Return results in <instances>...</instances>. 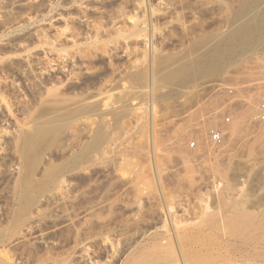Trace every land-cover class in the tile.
I'll use <instances>...</instances> for the list:
<instances>
[{
  "label": "rangeland",
  "instance_id": "1",
  "mask_svg": "<svg viewBox=\"0 0 264 264\" xmlns=\"http://www.w3.org/2000/svg\"><path fill=\"white\" fill-rule=\"evenodd\" d=\"M141 1L0 0V87L5 97V101L0 102V133L3 134L1 130H4V136L0 135V232L2 229L6 231H2L4 241L0 243V254L12 257V264H39L42 260L45 262L40 264H54L58 253L63 251L60 254L63 257L80 250L79 254L72 255L74 259L70 256L72 261H78L75 262L77 264H88L89 261L87 257L84 261L78 257L85 246L77 249L73 247V233L69 230V233L66 232L67 229L62 227L64 224L61 227L59 225V229H56L57 226L52 227L53 224L55 226L56 223L64 222L62 218L63 222L54 219L58 214L59 204L62 203L61 196L58 190L48 187V178H42L48 177L47 174L72 153L69 149H63L66 135H69L68 130H55L56 136L52 131L53 138L50 135L46 141L51 147L47 143H41L37 154L34 153L36 157L33 155L35 161L32 160L33 156L23 159L20 148H15L14 145L20 131L26 132L29 126L33 127L37 123L39 126L48 121L50 115L51 118L55 116L52 115L53 110L50 109L49 112V109L38 104L39 94L33 93L28 87L24 76L29 68L32 70L30 73L34 72L38 76L42 74L44 78L54 77L56 89L59 88L66 97H73L75 91L81 93L87 88L93 94L94 100L100 102L92 119L93 132L83 133L84 137L86 134V139L83 137L84 142L91 140L97 135L96 132H101L102 135L100 148L97 147L98 150L92 154L95 164L91 168V177L88 175V178L94 180L91 182L93 190L89 191L90 188H87L89 193L86 192L85 197L90 194L89 199L83 197L77 200L82 201L79 204L83 207L85 203L95 202L100 197L107 201L103 206L114 202L111 209L104 208L106 215L103 211L104 218L101 221L106 220V232L105 228H100L99 231L98 223L94 221L96 234L87 237L90 239L85 242L90 246L89 254L91 252L94 257L98 255L94 260L100 264H120L130 253L135 254L130 258L131 264H156L155 255L148 256L149 248L144 249L141 245L138 247V244L142 242L143 233L167 224L170 228L168 226L166 232H163L164 237L160 241L162 247L158 245L157 251H170L175 248L173 246H177L175 250H179V244L176 243L178 241L175 239V234L178 233L185 238L182 241L183 250L194 251L199 259L208 256L205 249H221L224 255L221 262L223 264H264V123L256 120L258 106L264 100V40L261 33H256L250 42L237 41L230 44L227 41L238 25L257 15L264 7V0ZM129 17L142 19L140 22L146 31V38L119 39L111 44L100 42L96 48H89V41L94 37L92 32L89 38L90 27H102L101 36L105 41L107 37L104 31L111 30L113 22L123 23ZM75 31L83 33L79 44L87 43L80 47L91 49L92 58L87 61L89 70L81 67L82 61L76 60L73 63V59L67 55L75 54V49L79 50V47L73 45L71 38ZM86 39H89L88 42ZM229 44L237 55L224 64L220 72L199 75L194 71L197 61L210 54L217 45ZM71 47H74V51ZM67 60L71 64L77 63L76 67L81 68H76L78 74L70 80L66 78L68 72L63 71ZM10 68L12 70L9 71ZM140 75L145 80H137ZM227 88L234 90L233 98L225 92L224 89ZM20 102H26L29 107H23ZM228 102L231 104L232 122L227 126L224 146L214 151L202 144L199 150L190 149L191 139L202 142L204 138V134L198 132V124H202L207 112L219 109ZM249 102L255 103V114L253 117L244 118L243 113ZM6 105L9 108L6 109ZM8 109H11V114ZM82 128L84 129V125L80 130ZM81 148L83 147L75 149L80 151ZM121 165L125 168L121 167L122 171L119 168ZM116 171L123 172L124 176L127 172L125 180L118 173H114ZM26 176H30V181L22 189L23 192L28 189L30 194V191L34 193L36 190L39 192L41 189H48L49 194L45 192L43 196H39L38 203L41 206L38 203L37 205L41 208L32 207L28 214L25 213L29 216L33 212L29 220L26 221L28 217H25L21 228H15L13 221L21 198L18 195V185ZM77 178L71 183L82 184L79 181L81 178ZM76 193L68 195L71 197ZM38 209L47 220L38 216ZM244 215L250 217L249 224L242 223ZM210 216L214 219L213 223L208 221ZM81 218L82 215L80 220ZM35 221L36 224H33ZM239 222L240 231L237 230ZM27 224L31 226L28 231ZM110 226L111 230L108 229ZM10 227L18 229L17 232ZM6 233H10L9 236ZM171 235L175 237L174 240ZM223 237L230 240L232 246L225 247V243L221 244ZM28 248L33 249L30 251ZM61 259L60 257V261Z\"/></svg>",
  "mask_w": 264,
  "mask_h": 264
},
{
  "label": "bare ground",
  "instance_id": "2",
  "mask_svg": "<svg viewBox=\"0 0 264 264\" xmlns=\"http://www.w3.org/2000/svg\"><path fill=\"white\" fill-rule=\"evenodd\" d=\"M31 1V0H30ZM137 1V0H136ZM141 1V0H140ZM143 2H145L146 3V1H144V0H142ZM141 1V2H142ZM11 2V1H10ZM128 2V1H127ZM140 2V4H144V3H141ZM137 4V3H136ZM140 4H138V5H140ZM29 5V4H28ZM50 5H52V4H50ZM86 5V4H85ZM123 5V4H122ZM142 7V6H141ZM43 8V7H42ZM148 8V7H147ZM151 8V7H150ZM153 8V7H152ZM31 9V8H30ZM40 9V8H39ZM135 10V9H134ZM138 10V9H137ZM80 11V10H79ZM127 12V11H126ZM136 12V11H135ZM148 12V11H147ZM159 12V11H158ZM86 13V12H85ZM144 13V12H143ZM153 13V12H152ZM146 14V13H145ZM21 15V14H20ZM43 15V14H42ZM46 15V14H45ZM24 16V15H23ZM147 16V15H146ZM253 16V15H252ZM27 17V16H26ZM136 17V16H135ZM149 17V16H148ZM28 18V17H27ZM137 18V17H136ZM143 18V17H142ZM7 19V18H6ZM32 19V18H31ZM82 19V18H81ZM74 20H75V18H74ZM119 20V19H118ZM140 20H142V19H140ZM140 20H138V19H133V17H129V20L127 19V21L126 22H124L123 21V23H121V22H113L114 23V25H112V29L110 30H105L104 31V33H106L105 34V36L107 37L106 38V40L105 41H103L102 40V36H101V33H103V32H101V29H102V27H99V26H92V27H90V32L91 33H89L90 34V36H89V38L91 37V34H92V32H93V34H94V37H91V41H89V44H88V46H89V48L90 47H94V48H96V45H98L100 42H101V44L103 43V42H107V43H109L110 42V44H111V42L112 43H116L119 39H124V40H127V39H129V38H139V39H142V38H146V36H145V30L142 28V26H141V22H140ZM248 20V19H247ZM8 21V20H7ZM14 21V20H13ZM28 21V20H27ZM67 21V20H66ZM80 21V20H79ZM95 21V20H94ZM143 21H144V19H143ZM148 21V20H147ZM159 21V20H158ZM246 21V20H245ZM4 22V21H3ZM11 22H12V20H11ZM16 22V21H15ZM106 22V21H105ZM243 22V21H242ZM18 23V22H17ZM22 23H23V21H22ZM39 23V22H38ZM67 23V22H66ZM83 23V22H82ZM5 24H6V22H5ZM5 24H4V27H5ZM8 24H9V22H8ZM21 24V23H20ZM24 24V23H23ZM89 24V23H88ZM92 24V23H91ZM127 24H129V25H127ZM101 25V24H100ZM144 25V24H143ZM152 25V24H151ZM157 25V24H156ZM8 26V25H7ZM18 26V25H17ZM89 26H91V25H89ZM109 26V25H108ZM146 26V25H145ZM3 27V28H4ZM13 27H15V26H13ZM69 27V26H68ZM71 27V26H70ZM73 27H74V25H73ZM152 27V26H151ZM155 27V26H154ZM89 28V27H88ZM104 28V27H103ZM65 29V28H64ZM150 29V28H149ZM11 30V29H10ZM15 30V29H14ZM62 30V29H61ZM235 31L228 37V40L227 41H229L230 42V44H232L233 42H237V41H242V42H250V41H252V39L254 38V36H255V34L256 33H261V36H262V40H264V7H262L261 9H260V11L257 13V15L255 14V17H252L250 20H248L247 22H244V24L242 23V24H240V25H238V27L236 28V29H234ZM8 31V30H7ZM56 31H57V29H56ZM68 31V30H67ZM167 31V30H166ZM38 32V31H37ZM71 32H72V30H71ZM39 33V32H38ZM59 33V32H58ZM61 33H62V31H61ZM36 34V33H35ZM70 34V33H69ZM161 34V33H160ZM33 35V34H32ZM37 35V34H36ZM63 35V34H62ZM83 35V33H79V32H77V31H75L73 34H71V38H72V42H73V45L75 46V47H79V50H77V49H75L76 50V52H75V54H73V55H69V54H67L66 52V54L68 55V56H70V59H73L72 60V62L74 63L76 60L77 61H82L81 62V67L83 66L84 68H86V69H90L89 68V64L87 63V61L88 60H90V58H92L91 57V49L89 50V49H87V48H81L80 46H86V44H79V41H80V39H81V36ZM147 35V34H146ZM152 35V34H151ZM154 35V34H153ZM54 36V35H53ZM65 37H67L66 35H64ZM6 37V36H5ZM60 37V36H59ZM69 37V36H68ZM84 37V36H83ZM104 37V36H103ZM148 37V36H147ZM40 38V37H39ZM88 38V37H87ZM30 39V38H29ZM37 39H38V37H37ZM138 39V40H139ZM39 40V39H38ZM54 40V39H53ZM87 40V39H86ZM89 40V39H88ZM88 40H87V42H88ZM145 40V39H144ZM48 41V40H47ZM59 41V40H58ZM46 42V41H45ZM53 42V41H52ZM165 42V41H164ZM121 43V42H120ZM160 43V42H159ZM36 44V43H35ZM47 44V43H46ZM154 44V43H153ZM217 45L216 47H215V49L214 50H212V52L210 53V54H208V55H206V56H204V57H202L201 59H199L198 61H197V65L195 66V67H193V68H195L194 69V71L196 72V73H198L199 75H206L208 72H211V73H214V72H220L221 70H222V66L224 65V64H226V63H228V62H230L236 55H237V53H236V51L233 49V47L231 46V45ZM22 45V44H21ZM72 45V46H73ZM118 45V44H117ZM156 45V44H155ZM28 46V45H27ZM55 46V45H54ZM53 46V47H54ZM113 46V45H112ZM158 47V46H157ZM67 48V47H66ZM102 48V47H101ZM156 48V47H155ZM57 49V48H56ZM59 49V48H58ZM68 49V48H67ZM66 49V50H67ZM71 49H72V47H71ZM73 49H74V47H73ZM72 49V50H73ZM98 49V48H97ZM157 49V48H156ZM31 50V49H30ZM53 51H54V49H53ZM63 51V50H62ZM61 51V52H62ZM74 51V50H73ZM72 51V52H73ZM58 52H60V50L59 51H57V53ZM71 52V53H72ZM93 52V51H92ZM105 52H106V50H105ZM156 52V51H155ZM69 53V52H68ZM74 53V52H73ZM59 54V53H58ZM34 55V54H33ZM63 56V55H62ZM33 57V56H32ZM60 57V56H59ZM65 57V56H64ZM95 57V56H94ZM57 58V57H56ZM60 60H61V58H59ZM66 59V58H65ZM68 59V58H67ZM62 61V60H61ZM55 62V61H54ZM66 62V61H65ZM65 62H63L64 64H65ZM32 63V62H31ZM62 63V62H61ZM71 64L70 63V60H67V62H66V64L63 66V71L65 70L66 71V73L68 72V76H66V78H67V80H70V79H73V77L74 76H77V69H81V68H77L76 67V65H77V63L76 64ZM19 65V64H18ZM17 65V66H18ZM30 65H32V64H30ZM20 67L22 66V65H19ZM58 66V65H57ZM16 67V66H15ZM34 67V66H33ZM32 67V68H33ZM50 67V66H49ZM22 68V67H21ZM77 68V69H76ZM116 68V67H115ZM42 69V68H41ZM8 70V69H7ZM10 70H12L11 68L9 69V71ZM19 70V69H18ZM21 70V69H20ZM28 70V69H27ZM55 71H56V69H54ZM53 70V71H54ZM14 71V70H13ZM23 71V70H22ZM26 71V70H25ZM29 72H27L26 74H25V79L27 80V83H28V87H30V90L31 91H33V93H37V94H39V98H38V100H39V102H38V104L41 106V107H46L47 109H49L48 111L50 112V109L51 110H53V114L52 115H55L53 118H51V115H50V119L48 120V121H46V122H44L43 124H41V125H39L38 126V123H37V125L35 124V125H33V127L32 126H29L30 128H29V130H28V128L26 129L27 131L24 133L23 131H20V135L17 137V138H15V140H14V145H15V148H20V155L22 156V158L24 159V158H28V157H30V156H33L34 155V153H36V152H38L39 150L38 149H40L39 148V146L41 145V143H47L46 141L48 140V138L50 137V135L52 136L51 137V139L53 138V134H52V131H53V133H54V131L55 130H61V129H64L65 128V131L64 132H66L67 130H68V133H69V135L67 136L66 135V139H65V148H63V149H69V151H71L69 154V156L68 157H65V159L64 160H62L61 161V163L59 164L58 163V165L57 166H53L54 168L47 174L48 175V177L46 176V177H42L43 179H45V178H48V179H46V180H48L47 182H48V187H52V188H54V189H52L51 188V190H58V192H59V194H60V196H61V201H62V203L61 204H59L60 205V208L59 209H57L58 210V214L57 215H55V213H56V211L57 210H55V213H54V215H55V217H54V219H58V222H59V219L61 220V218H62V220L64 221H62L63 223L62 224H58V223H56V224H58V225H56L55 224V226H54V224H53V226L52 227H55L56 228V226H57V228L56 229H59V227H61V225H63L64 224V226H62L63 228H66L67 230H66V232H68V230H69V232L70 233H73V235H71V236H73L72 238H73V243H74V245H73V247L75 246V249H77V247H79V246H85V247H83V248H85L84 250H83V248H82V250H83V252L81 253V255L80 256H78L79 258H81L82 259V261H84L83 259H85V257H87L86 259H88L89 261H88V264H100V263H98L96 260H94V258L97 256V258H98V255H96L95 257H94V254L92 255L91 254V252H90V254H89V249H90V246H89V244L87 245L85 242H87L90 238H87V237H90V236H93V235H95L96 234V228L94 227L95 226V222L97 221V223H98V225H97V227L99 226V228L98 229H100V228H102V230H104V228H105V232H106V227H108L107 226V224L106 223H104V222H102L101 220L104 218V215H103V211H104V214L106 213L105 212V210H104V208L106 207V208H108V209H111V207H112V205L114 204V202H112V201H110V202H112L111 204H108V206H103L107 201L105 200L104 201V197H100L99 199H97V201H95V202H92V203H89L88 201V204H86L85 202V204L87 205V206H85V204L84 203H82V204H84V207L81 205L80 206V202H82V201H80V202H77V200L78 199H81V198H83V197H85V193L87 192V188H90V190L89 191H91V190H93L92 189V185H91V182H92V180L93 179H91V178H88V175L90 176L91 174H90V172H91V168H92V166H93V164H95L94 162V159H93V157H94V155H92L94 152H95V150H98V148L97 147H99L100 145H99V143H100V141L102 140L101 139V132H100V134H99V132H96V134L97 135H94V137H92V139L91 140H89L88 142H84V140L86 139L85 137H86V134H85V137L83 136V133L85 132V131H88L87 133H89V132H91L92 130V123H94V122H92V119H93V117L95 116V114L97 113V111H98V108H99V106H100V102H96L95 100H94V98H93V94H91L89 91V89H87L86 87L87 86H85V90H82L83 92H81V93H76V91H75V93H74V96L73 97H66L61 91H59L60 89L58 88V89H56V81H53L54 79V77L52 78V76L51 77H48V78H44L43 76H38V75H36V74H33L34 72H32V73H30L31 71H30V68H29V70H28ZM34 71V70H33ZM43 71H45V70H43ZM92 71V70H91ZM191 71V70H190ZM24 72V71H23ZM39 72V71H38ZM42 72V71H41ZM48 72V71H47ZM9 73V72H8ZM36 73H37V71H36ZM57 73V72H56ZM24 73H22V75H23ZM44 74V73H43ZM137 74V73H136ZM12 75V74H11ZM20 75V74H19ZM142 75V74H141ZM137 76L138 77V79L137 80H139L140 82L141 81H143V80H145V79H143V77L142 76ZM144 75V74H143ZM59 77H61V76H59ZM136 77V78H137ZM79 78V77H78ZM135 78V79H136ZM145 78V77H144ZM183 79V78H182ZM25 81V80H24ZM73 81H75V80H73ZM18 82V81H17ZM140 82H139V84H140ZM11 83V82H10ZM62 83V82H61ZM60 83V84H61ZM59 84V85H60ZM88 84V83H87ZM1 86V85H0ZM7 86V85H6ZM2 87V86H1ZM1 87H0V102L1 101H5V97H3V94H2V91H1ZM20 87V86H19ZM5 91V90H4ZM80 92V91H79ZM76 94V95H75ZM8 103V102H7ZM28 103H30V102H28ZM105 103V102H104ZM2 104V103H1ZM0 104V105H1ZM4 104V103H3ZM20 104L23 106V107H26V108H28L29 106H28V104L25 102V103H23V102H20ZM34 105H36V103L34 104ZM34 105H33V107H34ZM3 106V105H2ZM1 106V107H2ZM8 105H6V109L7 108H9V107H7ZM104 106V105H103ZM38 107V106H37ZM31 108V107H30ZM35 108V107H34ZM255 109H256V105H255V103L254 102H249L248 104H247V108H246V110L244 111V113H243V117L244 118H250V117H253L254 116V114H255ZM0 110H1V108H0ZM9 110V109H8ZM114 110V109H113ZM120 110H122V109H120ZM30 111V110H29ZM35 111V110H34ZM39 111V110H38ZM42 111H43V108H42ZM42 111H40L41 113H42ZM119 111V110H118ZM11 109L9 110V113L11 114ZM47 112V111H46ZM105 112V111H104ZM121 112V111H120ZM126 112V111H125ZM35 113V112H34ZM39 113V112H38ZM55 113V114H54ZM118 113V112H117ZM9 114V115H10ZM40 114V113H39ZM51 114V113H50ZM43 115H45V114H43ZM49 115V114H48ZM105 115V114H104ZM11 116V115H10ZM9 116V117H10ZM37 116V115H36ZM40 116H42L41 114H40ZM48 118H49V116H47ZM47 118V119H48ZM117 118V117H116ZM119 118V117H118ZM120 119H121V117H120ZM118 120V119H117ZM39 122V121H38ZM36 123V122H35ZM41 123V122H40ZM34 124V123H33ZM83 125H84V129L82 128V130H80L81 129V126L83 127ZM235 129V128H234ZM71 130V131H70ZM205 131H206V129H205ZM204 127H202V128H199L198 129V132L200 133V134H204ZM1 132H3V134H4V130L2 131L1 130ZM57 132V131H56ZM93 132V131H92ZM2 133H0V135H2V137L4 136ZM55 134V136H56V133H54ZM64 134V133H63ZM62 134V135H63ZM58 135V134H57ZM60 135V134H59ZM262 135H264V130H263V132H262ZM54 136V137H55ZM89 136V135H88ZM92 136V135H91ZM1 137V136H0ZM1 137V138H2ZM61 137V136H60ZM65 137V136H64ZM63 137V138H64ZM83 137L85 138L84 140H83ZM0 138V139H1ZM57 138V137H56ZM90 139V138H89ZM54 140V139H53ZM52 140V141H53ZM57 140V139H56ZM55 140V141H56ZM61 140H63V139H61ZM13 141V140H12ZM51 142V141H50ZM58 142H60V140L58 141ZM1 143V142H0ZM53 143V142H52ZM47 144H49V143H47ZM55 144V142L53 143V145ZM59 144V143H58ZM63 144V143H62ZM43 145V144H42ZM60 145H61V142H60ZM49 146L51 147V145L49 144ZM43 147H45V146H43ZM42 147V148H43ZM76 147H83V148H81L82 150H80V151H76ZM97 148V149H96ZM100 148V147H99ZM4 151V150H3ZM41 151H42V149H41ZM63 151V150H62ZM68 151V152H69ZM43 152H45V151H43ZM42 152V153H43ZM64 152H66V150L64 151ZM17 153V152H16ZM19 154V153H18ZM37 154V153H36ZM41 154V153H40ZM43 155V154H42ZM67 155V154H66ZM35 156V155H34ZM34 156H33V159L32 160H34ZM38 156H40V155H38ZM36 157V156H35ZM46 157V156H45ZM96 157V156H95ZM42 158V157H41ZM30 159V158H29ZM40 159V158H39ZM50 159V158H49ZM26 161V160H25ZM28 161V160H27ZM35 161V160H34ZM42 161H43V158H42ZM41 161V162H42ZM54 161V160H53ZM100 162V161H99ZM29 163V162H28ZM44 163V162H43ZM122 164H123V162H122ZM125 164V163H124ZM31 166V165H30ZM95 166V165H94ZM124 167V165H121V166H119V168L121 169L120 171H122V168ZM22 167L24 168V166L22 165ZM22 167H21V169H22ZM122 167V168H121ZM116 168V167H115ZM119 168H116L117 170L119 169ZM1 169V168H0ZM49 169V168H48ZM47 169V170H48ZM50 169H51V167H50ZM123 169H125V168H123ZM23 170V169H22ZM46 170V171H47ZM214 170V169H213ZM21 171V170H20ZM46 171H44V172H46ZM119 171V170H118ZM119 171V172H120ZM28 172H30V171H28ZM119 172H114V173H118L117 175H120V177H121V179H123V180H125L124 179V177H126V174H127V172L125 173V176H124V174H123V172H124V170H123V172L122 173H119ZM20 173V172H19ZM22 173V172H21ZM1 174V173H0ZM122 174V175H121ZM20 175H22V174H20ZM28 175V174H27ZM3 177V176H2ZM18 177V176H17ZM21 177V176H20ZM32 177V176H31ZM77 177H79V178H81L80 180H79V178H77ZM91 177V176H90ZM113 177V176H112ZM129 177V176H128ZM75 178H77L79 181H82V184H78V183H71L73 180H74V182H75ZM1 179H3V178H1ZM22 179V178H21ZM43 179H41L40 180V182H41V184H43L42 183V181H43ZM118 179V178H117ZM127 179V178H126ZM45 180V181H46ZM77 180V181H78ZM122 180V181H123ZM19 181V180H18ZM30 181V176H26V178H24V179H22L21 181H19V193H18V195H20L21 196V198H20V201H18L19 203V207H18V209H17V211H15L14 209V211L16 212V218L14 219V221H13V226H15V228H21V226H22V224H24L23 222H25V220H24V218L25 217H28V219L26 220V221H28L29 220V217L31 216L30 214H31V212H30V214H29V216L27 215H25V213H27L28 214V212L30 211V209L32 208V207H34V209H35V206H36V208H37V206L39 207V203H38V201H39V199L38 198H40L39 196H43V194L46 192V193H48L49 194V192H47V190L45 189H41L38 185L39 184H37V187H39L40 189H41V191H39V192H37V190L36 191H33L34 193L35 192H37L36 193V195H34V196H31V194H34V193H31L32 191H30V194L28 193L29 191H28V189H25L24 190V192H23V188H24V186L25 185H27L26 183L27 182H29ZM76 181V182H77ZM94 181V180H93ZM113 181V180H112ZM33 182V181H32ZM119 182V181H118ZM118 182H116V183H118ZM131 182V181H130ZM34 183H35V181H34ZM38 183V182H37ZM80 183V182H79ZM18 184V183H17ZM31 184V183H30ZM46 184V183H45ZM35 185V184H34ZM47 187V185H43V187ZM32 187H33V185H32ZM36 187V188H37ZM45 187V188H46ZM69 187V189H67ZM113 188V187H112ZM33 189V188H32ZM31 189V190H32ZM35 189V188H34ZM11 190V189H10ZM50 190V191H51ZM22 191V192H21ZM27 191V192H26ZM89 191L87 192V193H89ZM11 192V191H10ZM55 192V191H54ZM74 192H77L76 193V195H73V196H69L68 194L70 193V194H74ZM93 192V191H92ZM7 193H8V191H7ZM122 193V192H121ZM11 194V193H10ZM54 194V193H53ZM58 194V195H59ZM81 194H84V195H81ZM46 195V194H45ZM55 196H57V194H54ZM79 195V196H78ZM60 196H58L59 198H60ZM86 196H87V194H86ZM90 196V194L88 195V197ZM57 197V199H59ZM88 197H85V198H88ZM118 197V196H117ZM124 197V196H123ZM41 198H43V197H41ZM52 198V197H51ZM84 198V199H85ZM90 198V197H89ZM88 198V199H89ZM68 199H71L70 201L68 200ZM92 199V198H91ZM19 200V199H18ZM42 200V199H41ZM52 200V199H51ZM87 200V199H86ZM115 200V199H114ZM58 201V200H57ZM91 201V200H90ZM55 202V201H54ZM37 203L39 204V205H37ZM43 203V202H42ZM58 203V202H57ZM56 203V204H57ZM14 205V204H13ZM41 206V205H40ZM43 206V205H42ZM117 206V205H116ZM16 207V208H17ZM13 208H15V207H13ZM39 208H41V207H39ZM58 208V207H57ZM42 210V209H41ZM82 210V211H81ZM14 211H12V212H14ZM40 211V209H38V211H36L37 213H38V216L41 218V219H43V220H45L46 218H44L43 216H42V214L39 212ZM81 211V212H80ZM108 211V210H107ZM1 212V211H0ZM34 213V214H37V213ZM109 212V211H108ZM107 212V213H108ZM113 212H114V210H113ZM33 213V212H32ZM11 214H13V213H10V215ZM15 214V213H14ZM46 214V213H45ZM111 214H113V213H111ZM47 216H49L48 214H46ZM81 215H82V220H80V217H81ZM106 215V214H105ZM109 215V214H108ZM114 215V214H113ZM33 216V215H32ZM35 216V215H34ZM52 217V216H51ZM113 217V216H112ZM111 217V218H112ZM9 218H11V216L9 217ZM128 217H126V219H127ZM13 219V218H12ZM31 220V219H30ZM32 220H33V218H32ZM47 220V219H46ZM53 220V219H52ZM52 220H51V222H52ZM109 220V219H108ZM12 221V220H11ZM38 221V220H37ZM41 221V220H40ZM38 222V223H40L41 224V222ZM49 221V220H48ZM95 221V222H94ZM120 221L122 222V220L120 219ZM166 221V220H165ZM208 221L210 222V223H213V221H214V219L212 218V216H210V217H208ZM43 222V221H42ZM46 222V221H45ZM249 222H250V217L249 216H247V215H244V218H243V222L242 223H244V225H246L247 223L249 224ZM53 223H54V220H53ZM108 223V222H107ZM117 223V222H116ZM115 223V224H116ZM165 223V222H164ZM175 223V222H174ZM11 224V223H10ZM33 224H36V221H35V223H33ZM33 224L32 223H30L29 222V225H32V227H33ZM40 224H38V225H40ZM110 224V223H109ZM112 224V223H111ZM110 224V225H111ZM119 223H117V225H118ZM126 224V223H125ZM1 225V224H0ZM60 225V226H59ZM100 225H102L101 227H100ZM116 225V226H117ZM124 225V224H123ZM127 225V224H126ZM125 225V226H126ZM167 224H165L163 227H160V228H156L155 230H152V231H150V230H148V231H146L145 233H143L142 235V242H140L139 244H138V247H140V245L141 246H143V248L144 249H147L148 250V248H149V253L150 254H148V256H154L155 255V258H156V261H157V263L156 264H223V263H221L222 262V258H223V252L222 251H220L219 249H205V250H207V257L206 258H204V259H202L201 257H200V259L198 258V256L195 254V252L194 251H190V252H188V251H185V250H183V246H182V241L185 239L184 237H182L181 235H179L177 232V234H175V236H176V238L175 237H173L172 235H171V237H173L172 239L174 240V238L175 239H177V241L178 242H176V243H178L179 244V250L177 249V250H175V248L177 247V246H173V247H175L174 249H170V251H160L161 249H159V251H157V249L159 248V246H160V241L161 240H163L162 238L164 237V235H163V232L165 231V230H167L168 228V226H166ZM176 225V224H175ZM240 225H241V223L239 222V224L237 225V230L238 231H240L241 229L239 228L240 227ZM2 226V225H1ZM0 226V227H1ZM7 226H9L8 224H7ZM7 226H6V229H9V228H7ZM59 226V227H58ZM112 226V225H111ZM111 226H110V228H108L109 230H111ZM28 227H31V226H28V224H27V231H28ZM42 227V226H41ZM118 227H120V225L118 226ZM130 227V226H129ZM128 227V228H129ZM134 227V226H133ZM211 227L215 230V227L213 226V225H211ZM11 228V227H10ZM14 227H12L11 229H13ZM14 228V229H15ZM38 228V227H37ZM39 228H40V226H39ZM50 228V227H49ZM48 228V229H49ZM54 228V229H55ZM127 228V227H126ZM125 228V229H126ZM132 228V227H131ZM169 228H170V226H169ZM175 228V227H174ZM5 229V230H6ZM14 229H13V231H14ZM23 229V228H22ZM34 229V228H33ZM98 229H97V231H98ZM107 229V231H109ZM139 229V228H138ZM16 230H18V229H15V231ZM20 230V229H19ZM25 230V231H26ZM30 230H32L31 228H30ZM52 230V229H51ZM64 230V229H63ZM127 230V229H126ZM172 230V229H171ZM170 230V231H171ZM173 230H176V229H173ZM2 231H3V229H2ZM2 231L0 232V243H2L3 241H4V234L3 233H5L4 231H3V233H2ZM13 231H11V232H13ZM24 231V230H23ZM52 231H54V230H52ZM55 231H57V230H55ZM61 231V230H60ZM99 231H101V229L99 230ZM128 231H129V229H128ZM9 232V231H8ZM17 232V231H16ZM30 232V231H29ZM59 232V231H58ZM62 232V231H61ZM60 232V233H61ZM64 232V234H65V231H63ZM68 232V233H69ZM130 232V231H129ZM166 232V231H165ZM168 232H169V230H168ZM167 232V233H168ZM3 235H2V234ZM20 233V232H19ZM27 233V232H26ZM59 233V234H60ZM101 233V232H100ZM104 233V232H103ZM175 233V232H174ZM6 234H8V236H9V234L10 233H6ZM6 234H5V236H6ZM14 234V233H13ZM30 234V233H29ZM56 234V233H55ZM93 234V235H92ZM98 234H99V232H98ZM123 234V233H122ZM170 234H171V232H170ZM16 235V234H15ZM69 235V236H70ZM174 235V234H173ZM24 236V235H23ZM59 236V235H58ZM66 236V235H65ZM130 236H131V233H130ZM126 237H127V235H126ZM170 237V238H171ZM17 238V237H16ZM19 238V237H18ZM69 238V237H68ZM71 238V239H72ZM132 238V237H131ZM220 238V237H219ZM11 239V238H10ZM70 239V240H71ZM140 239V238H139ZM208 239V238H207ZM210 239V238H209ZM222 239V238H221ZM61 240V239H60ZM216 240V239H215ZM167 241V240H166ZM208 241V240H207ZM214 240H212V242H213ZM71 242V241H70ZM174 242V241H173ZM215 242V241H214ZM6 243H7V239H6ZM13 243V242H12ZM11 243V244H12ZM72 243V244H73ZM107 243V242H106ZM169 243V242H168ZM224 243H225V247L227 246H229L230 247V245L232 246V243H231V241L229 240H227V239H225L224 237H223V239H222V243L221 244H223L224 245ZM10 244V243H9ZM71 244V243H70ZM86 244V245H85ZM128 244V243H127ZM209 244V243H208ZM52 245V244H51ZM53 245H55V244H53ZM132 245V244H131ZM159 245V246H158ZM198 245V244H197ZM209 245H212V244H209ZM217 245H218V243H217ZM11 246V245H10ZM18 246V245H17ZM20 246V245H19ZM27 246V245H26ZM26 246H24L25 248H26ZM66 246V245H65ZM72 246V245H71ZM201 246V245H200ZM220 246V245H219ZM22 247V246H21ZM30 247V246H29ZM62 247V246H61ZM137 247V246H136ZM158 247V248H157ZM162 246H160V248H161ZM18 248V247H17ZM20 248V247H19ZM23 248V247H22ZM22 248H21V251H23L22 250ZM31 248V247H30ZM56 248V247H55ZM54 248V249H55ZM71 248V247H70ZM81 248V247H80ZM134 248V247H133ZM142 248V247H141ZM184 248H185V246H184ZM15 249H16V247H15ZM29 249V248H28ZM33 249V248H32ZM31 249V250H32ZM36 249V248H35ZM35 249H34V251H35ZM49 249V248H48ZM51 249V248H50ZM52 249H53V247H52ZM74 249V250H75ZM136 249V248H135ZM135 249H134V252H136L135 251ZM143 249V250H144ZM203 249V248H202ZM17 250V249H16ZM30 250V249H29ZM30 250V251H31ZM67 250V249H66ZM71 251H72V249H70ZM130 250V249H129ZM132 250V249H131ZM137 250V249H136ZM142 250V249H141ZM153 250V251H152ZM162 250H164V249H162ZM188 250V249H187ZM34 251H33V255H34ZM56 251V250H55ZM67 251H69V250H67ZM77 251V250H76ZM93 251V250H92ZM123 250H121V252H122ZM17 252V251H16ZM52 252V251H51ZM78 252H81V250L80 251H78ZM78 252H74L73 254H76V253H78ZM96 252V251H95ZM94 252V253H95ZM133 252V253H134ZM139 252V251H138ZM22 253V252H21ZM27 253V252H26ZM50 253V252H49ZM53 253H54V251H53ZM52 253V254H53ZM57 253V252H56ZM62 254H63V251L61 252ZM60 253V254H61ZM68 253V252H67ZM6 254V253H5ZM36 254H37V252H36ZM51 254V253H50ZM59 253H58V255H57V258H59V261H57L56 259L54 260V261H56L54 264H77V263H75V262H78V261H75L74 260V262L72 261V258L74 259L75 257H73L72 255V253L71 254H66V256H63L62 257V255H60ZM79 254V253H78ZM97 254V253H96ZM121 254V253H120ZM20 255V254H19ZM26 255V254H25ZM135 254H130V253H128L127 254V256L125 257L126 259H123L122 261H120V264H131L130 262H132L131 261V259L133 258V256H134ZM9 255H2V254H0V264H12V262H11V258H9L8 257ZM29 256H30V253H29ZM52 256V255H51ZM54 257L56 256V255H53ZM72 258H71V257ZM91 256H93V258L91 257ZM100 256V255H99ZM119 256H121V255H119ZM118 256V257H119ZM124 256V255H123ZM205 256V255H204ZM21 260L23 259V256H22V254H21ZM38 257V256H37ZM47 257V256H46ZM60 257L62 258L61 259V261H60ZM77 257V256H76ZM77 257V258H78ZM101 257V256H100ZM118 257H117V259H118ZM122 257V256H121ZM132 257V258H131ZM27 258H28V256H27ZM35 258H36V256H35ZM42 258V257H41ZM50 258L51 257H49V260H50ZM71 258V259H70ZM131 258V259H130ZM146 258V257H145ZM25 259H26V256H25ZM31 259H32V257H31ZM34 259V258H33ZM80 259V260H81ZM122 259V258H121ZM26 260H28V259H26ZM34 260H36V259H34ZM47 260V259H46ZM77 260V259H76ZM79 260V261H80ZM98 260V259H97ZM100 261H101V259H99ZM126 260V261H125ZM13 261V260H12ZM29 261H31V260H29ZM43 261V260H42ZM41 261V262H42ZM48 261V260H47ZM46 261V262H47ZM87 261V260H86ZM99 261V262H100ZM119 261V260H118ZM28 262V261H27ZM35 262V261H34ZM39 262V261H38ZM40 262V263H41ZM43 262H45V261H43ZM49 262H51V260L49 261ZM116 262V261H115ZM33 263V262H32ZM39 263V264H40ZM80 263V262H79ZM78 263V264H79ZM84 263H86V262H84ZM102 263V262H101ZM118 263V262H117ZM81 264V263H80ZM104 264V263H103ZM113 264H114V262H113ZM136 264V263H135ZM140 264H143V263H140Z\"/></svg>",
  "mask_w": 264,
  "mask_h": 264
},
{
  "label": "built area",
  "instance_id": "3",
  "mask_svg": "<svg viewBox=\"0 0 264 264\" xmlns=\"http://www.w3.org/2000/svg\"><path fill=\"white\" fill-rule=\"evenodd\" d=\"M228 92L231 98L234 97V90L232 88L224 89ZM230 102L217 107L219 109L207 112L202 124H198V129L204 127L206 129L202 142L199 139H191L189 141V147L192 150H199L202 145L207 147L209 150H218L224 146L225 137L227 133V126L232 122V113L230 112ZM256 120L259 123H264V100L260 102L258 106V113ZM218 121H222L218 123ZM202 144V145H201Z\"/></svg>",
  "mask_w": 264,
  "mask_h": 264
}]
</instances>
